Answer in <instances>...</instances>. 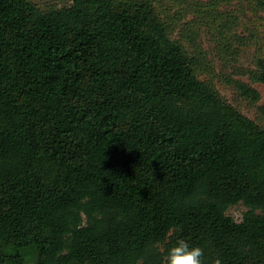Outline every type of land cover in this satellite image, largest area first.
Returning <instances> with one entry per match:
<instances>
[{
	"label": "trees",
	"instance_id": "1",
	"mask_svg": "<svg viewBox=\"0 0 264 264\" xmlns=\"http://www.w3.org/2000/svg\"><path fill=\"white\" fill-rule=\"evenodd\" d=\"M170 11L0 0V264H165L179 239L204 264H264V128L201 79Z\"/></svg>",
	"mask_w": 264,
	"mask_h": 264
},
{
	"label": "rangeland",
	"instance_id": "2",
	"mask_svg": "<svg viewBox=\"0 0 264 264\" xmlns=\"http://www.w3.org/2000/svg\"><path fill=\"white\" fill-rule=\"evenodd\" d=\"M36 1L43 9L62 8L72 2ZM189 1L192 5L202 2L206 6H203V10L193 11L174 0H164L170 7V16L177 20L174 38L193 53L199 50L201 79L212 83L228 103L264 128V118L260 113V107L264 105V84L255 81L252 74L258 70V62L264 58V13L255 15L251 10H246L247 4L243 0ZM213 2L218 5L214 15L207 6ZM228 14L239 19L231 33L223 28ZM235 81H242L256 89L261 100L255 102L242 96ZM246 211L247 207L239 203L230 208L228 215L240 222Z\"/></svg>",
	"mask_w": 264,
	"mask_h": 264
},
{
	"label": "clouds",
	"instance_id": "3",
	"mask_svg": "<svg viewBox=\"0 0 264 264\" xmlns=\"http://www.w3.org/2000/svg\"><path fill=\"white\" fill-rule=\"evenodd\" d=\"M203 257L202 247L193 246L185 239H179L175 246L169 249L165 264H204ZM213 264H222V261L217 258Z\"/></svg>",
	"mask_w": 264,
	"mask_h": 264
}]
</instances>
